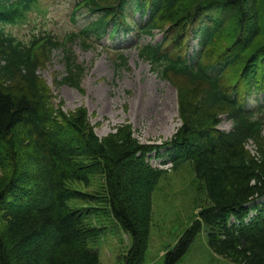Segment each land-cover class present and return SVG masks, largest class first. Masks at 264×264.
Here are the masks:
<instances>
[{
	"label": "trees",
	"instance_id": "obj_1",
	"mask_svg": "<svg viewBox=\"0 0 264 264\" xmlns=\"http://www.w3.org/2000/svg\"><path fill=\"white\" fill-rule=\"evenodd\" d=\"M33 11L45 12L42 0H0V264H101L95 245L112 223L131 239L122 264H142L165 172L149 158L164 155L163 164L191 165L205 201L163 264L203 227L215 254L264 264V0H72L73 19L90 17L63 36L43 30L27 43L4 30ZM155 30L158 41L136 48L176 90L180 123L164 143L139 141L128 123L99 137L86 108L63 109L38 75L40 57L61 50L65 74L54 83L79 88L85 67L73 42L87 49L105 35ZM116 62L126 63L121 52Z\"/></svg>",
	"mask_w": 264,
	"mask_h": 264
},
{
	"label": "rangeland",
	"instance_id": "obj_2",
	"mask_svg": "<svg viewBox=\"0 0 264 264\" xmlns=\"http://www.w3.org/2000/svg\"><path fill=\"white\" fill-rule=\"evenodd\" d=\"M42 4L45 7L43 14L33 11L26 22L4 25V30L28 43L43 30L63 36L78 29L90 17L87 13H77L72 20V0H42ZM205 12L219 15L211 8L205 9ZM133 18L136 19L137 14ZM161 35L162 32L158 30H155L153 38L118 32L113 36L105 35L99 40H91V46L87 49L76 40L72 43L73 53L77 62L85 67L79 88L66 84L56 86L54 83V79H60L65 74L61 50H54L48 61L40 57L38 75L57 101H62L63 109L86 108L87 117L99 137L113 131L119 124L128 123L139 141L161 144L170 139L180 123L176 90L169 81L162 80L151 70L148 61L139 57L136 48L137 43H154ZM190 45L193 48L197 46L196 40H190ZM119 52L125 57V64H117L116 55ZM239 72L240 68L231 69L225 79L233 81L239 77ZM253 103L250 99L249 105ZM230 126V121L224 119L219 128L229 130ZM247 147L253 151L252 142ZM164 158L167 156L149 158L152 166L165 172L152 192L150 234L142 264H163L165 252L175 246L177 239L197 217L203 203L204 197L198 194L199 184L191 165L184 163L173 167L169 162L163 164ZM92 183L91 191L96 188L99 179ZM109 230L113 232L101 235L99 245H95L100 263L122 264L123 255H127L131 247V239L125 232L117 231L113 223ZM175 264L234 263L209 248L203 227L190 243L188 251Z\"/></svg>",
	"mask_w": 264,
	"mask_h": 264
}]
</instances>
